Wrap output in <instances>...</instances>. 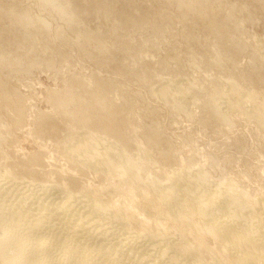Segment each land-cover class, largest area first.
Here are the masks:
<instances>
[{"label": "rangeland", "instance_id": "374dc122", "mask_svg": "<svg viewBox=\"0 0 264 264\" xmlns=\"http://www.w3.org/2000/svg\"><path fill=\"white\" fill-rule=\"evenodd\" d=\"M64 1L58 0L65 10L78 13L79 18L73 24L63 19L59 7V14L55 10L51 13L40 0H0V9L4 6L5 9L15 8L16 13L29 11L34 20L41 17L49 26L46 31L47 26L43 30L30 24L35 30L32 29L35 40L29 42L24 38L27 29L13 16H7L5 10L2 12L4 8L0 10V53L6 51L5 54L10 53L12 57L9 56L12 67L7 64L8 67H1L3 71L0 69V82L6 83L5 87L0 85V173L9 171L11 174L6 178L7 182L5 178L0 180L3 184L2 187L0 183V203L3 201L8 205L26 197L36 201L40 196L56 201V198H64L66 193H87L93 202L100 201L108 204L110 211L128 215L129 226L124 230L122 223L111 225L109 229L114 231V236L157 229L167 232V238L174 239L185 233L187 239H194L200 233L196 226L199 222L203 224V219L195 213V192L186 172L200 166L210 173V180L203 182L207 193L221 181L230 179L246 192L256 195L252 202L236 203L234 209L238 214L259 219L264 226V127L242 112L252 105L251 102L248 105L246 97H243V104L237 106L236 102L242 98L240 94L231 97V108L222 104L226 109L227 124L212 117L205 104L208 94L212 95L216 87L227 91V82L234 78L239 81L241 94L252 89L257 97L254 103L264 106L262 2L224 0L228 10L238 9L236 14L240 24L229 26L221 33L205 18L186 10L185 5L179 6L177 0ZM223 14L217 16L218 22H224L226 15ZM85 31L92 32L94 37L90 36L92 40L88 41V38V43L82 38ZM218 51L223 52L220 63L215 60ZM13 60L20 65L14 66L15 63L10 62ZM97 82L108 87L113 84L109 90H104V94L119 105L115 121L109 119L120 127L118 133L75 125L68 117L58 114L51 99L70 90L90 102L91 91L96 89ZM175 85L188 92L182 100L186 104L182 110L169 99L156 95L161 89L169 90L168 87L174 93ZM9 91L21 101L25 112L16 108L18 104L13 98L3 96ZM96 111L97 115L107 114ZM152 127L159 129L157 132L162 141L157 154L152 156L156 161H144L147 167L141 171L143 177L141 174L136 178L134 173L141 165L131 169L117 158L109 159L108 155H103L101 160L113 161H97L100 155L97 154V158L91 156L94 150L89 138L92 135L117 144L129 143L127 150L135 155L148 146L144 136ZM159 150H168V157L160 159ZM85 158L91 166L83 164ZM134 163L142 164V161ZM148 177L163 179L165 187L163 183L157 187L149 181L148 184ZM210 184L214 187L210 188ZM182 204L188 206L186 212L190 217L187 221L176 222L167 213L172 210V205L175 208ZM72 213L74 211L65 218L68 221L71 218L74 224L80 223L79 216ZM157 222L160 228H154ZM239 224L241 228H247L246 224ZM222 226L219 229L225 243L237 240L238 247L248 253L247 264H261L264 242L250 240L236 230ZM66 230L73 234L68 226ZM157 233L155 231L153 235ZM262 234L257 238L264 239V232ZM209 239L205 241L211 245L209 256L212 258L209 257L211 262L207 260V264H243ZM191 256L194 261L198 254L193 252ZM0 264H7L1 253Z\"/></svg>", "mask_w": 264, "mask_h": 264}, {"label": "bare ground", "instance_id": "6f19581e", "mask_svg": "<svg viewBox=\"0 0 264 264\" xmlns=\"http://www.w3.org/2000/svg\"><path fill=\"white\" fill-rule=\"evenodd\" d=\"M40 1L47 9L51 11V13L53 10H55L56 13L58 12L59 14V11L57 10V7H59L60 13H62V15L65 17L63 19H66L68 23L73 24L77 21L76 19L79 18L78 13L75 14V12L73 13L65 10V7L62 6V4L58 2V0ZM259 1L262 2L264 6V0ZM64 2L66 3L67 1L65 0ZM57 3L59 4V6H56ZM177 3L179 6L185 5L186 10L193 12L201 18L203 17L208 20L209 24L212 27H216V29L221 30V33L225 32V28H228L229 26L237 27L240 24V19L236 14L237 8H231L228 10V6H225L224 0H177ZM181 10H183V8ZM239 10L241 9L239 8ZM3 11L7 14V16H10V18L11 16H13L12 18H14L21 27L23 26V28L25 27L24 29H27V33H25L24 38L29 40V42L30 40H35L33 38L35 33L32 31L34 26V28H43V30L45 26H47L45 19L39 17L34 20L33 16L31 15V12L29 11H25L23 13L20 12L21 14L18 12L16 13L15 8H4L2 12ZM220 13H224L223 15H226V18L223 23L218 22L219 20L217 19V16ZM30 24L33 27H30ZM48 27L49 26L46 27V31ZM226 33H228L227 30ZM91 34L92 32L85 31V33L82 34V38H84L85 41L89 38L88 41H90ZM93 35L97 37L96 34ZM238 39H240V36L238 37ZM86 43L88 42L86 41ZM23 44H25V42ZM83 47L84 46L82 45V48ZM83 49L85 50V48ZM227 49L228 48H226V50ZM5 52L6 51H4V53H0V69L2 66L5 68V65L9 64V56L11 54L9 53V51L8 53L10 55L5 54ZM46 52H48V49L46 50ZM222 53L223 52L221 51H218L217 53V58L215 60L218 63L221 62ZM11 58L12 57L10 56V59ZM34 61L32 63H35ZM10 62L12 64L15 63L14 66L18 64L15 60ZM9 65H7V67ZM10 66L12 67V65ZM28 66L29 65H27V67ZM6 69L9 70L8 68ZM26 69L28 70L29 67ZM11 70L9 71L11 72ZM235 80L237 81V79ZM235 80L234 78H231L228 82L226 81L228 85V88L226 89L227 91H224L225 89L223 90V87H216L215 92L213 91L214 93L212 95L208 94V96H206L205 104L208 108H210L212 117H214L215 119L219 118L227 124L228 121L226 119V109H224L225 107L222 108V104H225L226 108H231L233 106L231 102V97L235 95V93H237V95L240 94L241 96H239L242 97L239 101L236 102L238 107L240 106L241 102L243 104V97H246L249 101L248 105H250V102L252 104L250 106H247L246 109H244L247 111L242 110L244 115L255 118L264 127V106L258 103H254L257 97L255 96L256 94L253 93L252 89L250 90L247 88L248 90H245L243 94H241L242 90L239 89V81L236 82ZM2 83L3 82H0L1 86L6 84ZM112 85L113 84L111 83V86ZM175 86L176 88L174 89ZM175 86L173 87L174 93L171 87H168L171 91L164 88L157 91L156 95L169 99L170 102H172V104L178 110H182V108L184 109V107L186 106L185 102H183L182 100L185 95L188 94V92L181 90L177 85ZM95 87L96 89L91 91L92 99L90 102L87 101L80 94L77 95L75 93H71L70 90L68 91L69 93H59L51 97V99L54 100L56 111H58V114L60 113L66 118L68 117L71 121L75 122V125H80L81 127H97L100 131L104 133H108L113 130L118 133L117 128L120 127L114 124L115 122L113 123L112 121L115 119L117 113H119L120 111V109L118 108L119 105L117 101L114 100L112 97H108V95L104 94V90L110 89L107 84L102 85V83L97 82ZM106 87L107 89H105ZM224 95H226V97H222ZM3 96L6 99L13 98V101L18 104L16 108H18L21 113L25 112L21 101L18 98L13 97L10 91L9 93L4 92ZM130 96H132V94ZM173 105L171 106L174 107ZM96 110L104 111L107 114L97 115L98 111ZM178 110L176 112H178ZM109 119L112 121H110ZM107 120H109L110 122ZM157 131H159V129L156 130L155 127L148 128V130L145 132L144 142H146V146L148 145L149 148L148 146L144 148L141 147L143 149L135 155L130 154L128 152L127 144L129 143L117 144L113 143L114 141L101 139L97 135H92L89 138L90 144L94 150L93 155L91 156H96L97 154L100 155H97V161H113L107 159L101 160L103 159V155H108L109 159H111V157L117 158V161H123V165L131 169H134L133 166H136V168H138L139 165H141L142 167L134 173L136 175V178H140L141 174L143 177V173H141V171L142 169H145L147 167L144 161H153L152 156L158 151L157 148H159L158 146L162 141V137ZM123 140L125 139L123 138ZM151 148H153V153L150 150ZM80 152L81 151H78V153ZM168 153V150L160 151V159L168 157ZM134 161H142V164H135ZM154 161H156L155 157ZM83 164L85 166H91V162H89V160L86 158L84 159ZM25 171L28 172L29 169H25ZM207 171L204 170L202 167L198 166L195 168H189V170L186 172V178L192 182V190L195 192V196H193L196 199L197 203L195 206V213L203 219V224L200 225V222L198 225L196 224V227L199 229L200 233L194 239H192L193 237L187 239L185 233H180V236L178 237L173 236L174 239L167 238L165 237V234L167 232L164 233V231H160L157 229H154V231L153 229L152 231H143L142 229L143 232L141 230V232H129V234H126L127 232H124L118 236H114V231L109 228L112 224H114V222L115 224L118 222L119 224L122 223V230H124V228H127L129 226V219L127 214L114 213L110 211L108 204H104L100 201L93 202L88 198L87 193L81 195H72L69 193H64V198H59V200H57L56 198V201L51 199L49 200L48 198H46V196L45 198L41 196L39 197V199L35 198L36 201H32L30 198L26 197L25 200L18 199V202H12V204L8 205L4 204V202L2 201V203H0V253L2 254L7 264H162L163 262H165L164 264H207V260L211 262L209 259V255L211 253V245L209 246V244H207L205 240L210 238L215 241V245L217 244L218 247H221L224 253H232L235 257L240 259L243 264H247L248 253L238 247L237 240L225 243L223 241L219 228L222 225H225L226 227L236 230L239 235H245L250 240H256L258 242L263 243L264 239L257 238L258 234L263 235V223L259 219H252L248 214H238L234 209L236 203L244 204L246 201L252 202L253 200H255L256 195H252L251 193L246 192L230 179L223 180L220 183L218 182L219 185L216 186L214 189L212 188L213 190L209 189L208 192L210 191V193H207L205 190L206 185L203 184V182L210 180V173H208L209 171ZM9 176H11L9 171L0 173V180H4L5 178L6 181V178ZM158 177L163 178V176ZM148 179L149 180L146 179V182L149 181L150 185H153L154 187H157V184L165 182L163 181V179H158L155 177H148ZM183 179L185 180V178ZM147 183L144 184L147 185ZM163 186L165 187L164 183ZM212 186L213 185H211L210 188ZM6 187H9V185ZM173 187L175 188L174 185ZM179 189H182V187ZM6 190H8V188ZM193 191L191 193H193ZM189 196L191 197L192 195ZM27 200L30 201L27 202ZM180 200H182V198ZM75 202H77L79 206L74 205L76 204ZM187 209L188 206L186 204H182L179 207L175 208H173L172 205V210L170 211V213L167 214L174 217L176 219V222L187 221V219L190 217V215L186 212ZM72 211H74V213L79 216L78 220H81L79 221L80 223L77 222L76 224H74L71 218L69 221L67 220V217L65 218V215L67 214L68 217H70L69 213ZM239 223L246 224L247 228H241ZM107 224H109V227L107 226ZM158 225H160L159 222H157L154 225L155 227H153L160 228L161 226ZM67 226L68 228H71L70 231L73 234H69V229L66 230ZM155 231H158V233L153 235V232ZM130 233H132V235ZM204 233H206V235L208 234V238L204 235ZM193 252H196L198 254L197 259H195L194 261H192L193 258L191 256V253ZM259 262L261 264H264V252L261 254Z\"/></svg>", "mask_w": 264, "mask_h": 264}]
</instances>
